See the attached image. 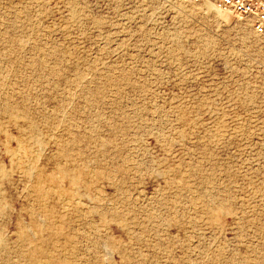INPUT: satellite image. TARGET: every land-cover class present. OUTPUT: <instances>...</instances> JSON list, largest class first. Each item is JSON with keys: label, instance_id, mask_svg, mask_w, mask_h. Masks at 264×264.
<instances>
[{"label": "rangeland", "instance_id": "374dc122", "mask_svg": "<svg viewBox=\"0 0 264 264\" xmlns=\"http://www.w3.org/2000/svg\"><path fill=\"white\" fill-rule=\"evenodd\" d=\"M211 2L0 0V264H264V38Z\"/></svg>", "mask_w": 264, "mask_h": 264}, {"label": "built area", "instance_id": "2783aa9c", "mask_svg": "<svg viewBox=\"0 0 264 264\" xmlns=\"http://www.w3.org/2000/svg\"><path fill=\"white\" fill-rule=\"evenodd\" d=\"M199 4L206 0H179ZM221 11L241 20H249L256 34L264 38V0H213Z\"/></svg>", "mask_w": 264, "mask_h": 264}, {"label": "bare ground", "instance_id": "6f19581e", "mask_svg": "<svg viewBox=\"0 0 264 264\" xmlns=\"http://www.w3.org/2000/svg\"><path fill=\"white\" fill-rule=\"evenodd\" d=\"M206 2H211V1H210V0H206L204 3H206ZM211 3H212V2H211ZM212 4H213V3H212ZM213 6H214V8H215V10H216L217 13H222V12H223V11H221L220 9H218L216 5L213 4ZM208 7H209V5H208ZM224 13H225V12H224ZM51 185H52V184H51Z\"/></svg>", "mask_w": 264, "mask_h": 264}]
</instances>
